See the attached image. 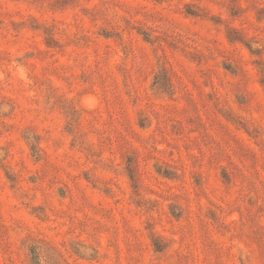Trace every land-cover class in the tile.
<instances>
[{
    "label": "rangeland",
    "instance_id": "rangeland-1",
    "mask_svg": "<svg viewBox=\"0 0 264 264\" xmlns=\"http://www.w3.org/2000/svg\"><path fill=\"white\" fill-rule=\"evenodd\" d=\"M0 264H264V0H0Z\"/></svg>",
    "mask_w": 264,
    "mask_h": 264
}]
</instances>
